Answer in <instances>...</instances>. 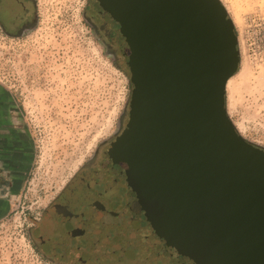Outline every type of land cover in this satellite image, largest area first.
Returning <instances> with one entry per match:
<instances>
[{
    "label": "water",
    "instance_id": "water-1",
    "mask_svg": "<svg viewBox=\"0 0 264 264\" xmlns=\"http://www.w3.org/2000/svg\"><path fill=\"white\" fill-rule=\"evenodd\" d=\"M109 2L132 56L126 147L148 221L187 263L264 264V148L227 116L239 56L225 8L219 0Z\"/></svg>",
    "mask_w": 264,
    "mask_h": 264
},
{
    "label": "rangeland",
    "instance_id": "rangeland-1",
    "mask_svg": "<svg viewBox=\"0 0 264 264\" xmlns=\"http://www.w3.org/2000/svg\"><path fill=\"white\" fill-rule=\"evenodd\" d=\"M219 1L239 56L233 85L225 87L227 116L264 148V0ZM89 2L30 0L33 20L21 34L0 27V87L19 114L20 135L6 161L11 184L0 216V264H55L32 245L29 224L116 131L129 100L125 67L94 31Z\"/></svg>",
    "mask_w": 264,
    "mask_h": 264
},
{
    "label": "flooded vegetation",
    "instance_id": "flooded-vegetation-1",
    "mask_svg": "<svg viewBox=\"0 0 264 264\" xmlns=\"http://www.w3.org/2000/svg\"><path fill=\"white\" fill-rule=\"evenodd\" d=\"M28 1L0 0L5 34H21L33 20L24 7ZM119 10L108 0H90L87 6L94 31L127 72L131 91L126 108L116 131L33 216L28 236L40 255L55 264H191L165 246L160 224L148 221L142 196L133 186L126 147L132 122V56Z\"/></svg>",
    "mask_w": 264,
    "mask_h": 264
},
{
    "label": "crops",
    "instance_id": "crops-1",
    "mask_svg": "<svg viewBox=\"0 0 264 264\" xmlns=\"http://www.w3.org/2000/svg\"><path fill=\"white\" fill-rule=\"evenodd\" d=\"M5 91L0 87V216L9 208L6 200L10 192V181L6 178V161L13 157L14 148H18L19 127L15 121L19 114L15 112L13 103L5 99Z\"/></svg>",
    "mask_w": 264,
    "mask_h": 264
},
{
    "label": "trees",
    "instance_id": "trees-1",
    "mask_svg": "<svg viewBox=\"0 0 264 264\" xmlns=\"http://www.w3.org/2000/svg\"><path fill=\"white\" fill-rule=\"evenodd\" d=\"M29 3V1L28 2H26L25 4H24V7L26 8V10H27V18L31 15L32 16V12H31V10L28 8V6H27V4ZM30 13V14H29Z\"/></svg>",
    "mask_w": 264,
    "mask_h": 264
},
{
    "label": "bare ground",
    "instance_id": "bare-ground-1",
    "mask_svg": "<svg viewBox=\"0 0 264 264\" xmlns=\"http://www.w3.org/2000/svg\"><path fill=\"white\" fill-rule=\"evenodd\" d=\"M232 85H233V82L228 81V83H227V87H228V86H232Z\"/></svg>",
    "mask_w": 264,
    "mask_h": 264
}]
</instances>
